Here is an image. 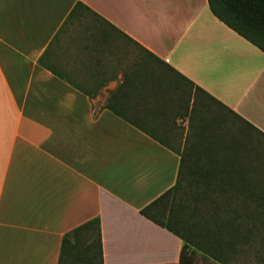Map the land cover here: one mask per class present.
<instances>
[{
  "label": "crops",
  "instance_id": "crops-1",
  "mask_svg": "<svg viewBox=\"0 0 264 264\" xmlns=\"http://www.w3.org/2000/svg\"><path fill=\"white\" fill-rule=\"evenodd\" d=\"M196 87L264 135V53L206 0H0V264H58L93 218L102 264H177L140 209L196 148Z\"/></svg>",
  "mask_w": 264,
  "mask_h": 264
},
{
  "label": "trees",
  "instance_id": "trees-1",
  "mask_svg": "<svg viewBox=\"0 0 264 264\" xmlns=\"http://www.w3.org/2000/svg\"><path fill=\"white\" fill-rule=\"evenodd\" d=\"M206 3L219 21L264 53V0ZM195 90L196 148L191 142L190 150H182L173 186L140 212L181 240L177 264H195L197 256L229 264L239 253L264 264V174L257 175L259 168L248 157L241 162L220 148L219 116H208L211 103L219 105L200 88ZM62 263L102 264L98 218L62 236Z\"/></svg>",
  "mask_w": 264,
  "mask_h": 264
},
{
  "label": "rangeland",
  "instance_id": "rangeland-1",
  "mask_svg": "<svg viewBox=\"0 0 264 264\" xmlns=\"http://www.w3.org/2000/svg\"><path fill=\"white\" fill-rule=\"evenodd\" d=\"M210 106L208 116L218 115L219 120L217 125L219 126L218 132H220V138L217 139L219 143H228L230 145L229 152H231L233 158L244 162L245 156L248 157L252 165L259 168L257 172L258 176L264 174V137L247 125L236 121L235 118L228 115L225 111ZM235 258L229 260V264H260L252 256L248 254L239 253L234 255ZM195 264H213L212 261L197 256L195 258Z\"/></svg>",
  "mask_w": 264,
  "mask_h": 264
}]
</instances>
